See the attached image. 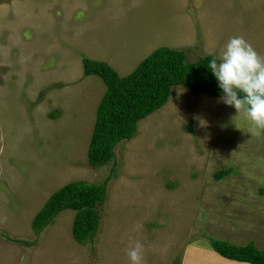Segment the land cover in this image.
Segmentation results:
<instances>
[{
	"label": "rangeland",
	"instance_id": "obj_1",
	"mask_svg": "<svg viewBox=\"0 0 264 264\" xmlns=\"http://www.w3.org/2000/svg\"><path fill=\"white\" fill-rule=\"evenodd\" d=\"M233 36L264 56V0H0V264H130L136 241L143 264H178L186 244L203 254L184 264H231L209 239L264 250V135L220 97L174 85L110 162L86 159L105 85L82 56L123 75L155 47L192 60ZM107 175L92 241L72 237L71 209L31 231L52 191Z\"/></svg>",
	"mask_w": 264,
	"mask_h": 264
},
{
	"label": "trees",
	"instance_id": "obj_2",
	"mask_svg": "<svg viewBox=\"0 0 264 264\" xmlns=\"http://www.w3.org/2000/svg\"><path fill=\"white\" fill-rule=\"evenodd\" d=\"M185 50L158 46L122 76L104 61L81 57L83 74L96 75L105 85L95 107L86 148V159L91 166L98 167L110 162L114 157L115 145L134 136L136 122L162 106L167 101L172 86L182 84L194 93L203 92L215 97L223 95L218 81L208 68L214 55L206 54L187 60ZM191 124V120H188L186 128L189 132H192ZM260 132L264 135V130ZM229 172L230 168L219 169L213 173V177L219 179ZM109 177L107 175L100 182L77 179L62 184L47 196L33 214L30 220L31 231L34 234L40 233L61 210L71 209L74 211L71 221L72 237L79 244L92 241L98 228L99 206L105 199ZM9 239L29 244L25 240L13 237ZM208 244L226 259L264 264V250L256 248L250 242L237 245L209 239Z\"/></svg>",
	"mask_w": 264,
	"mask_h": 264
},
{
	"label": "clouds",
	"instance_id": "obj_3",
	"mask_svg": "<svg viewBox=\"0 0 264 264\" xmlns=\"http://www.w3.org/2000/svg\"><path fill=\"white\" fill-rule=\"evenodd\" d=\"M208 68L223 92L220 102L234 107L259 136L264 130V56L242 36H233L219 55L210 59ZM143 249L136 241L126 250L130 264H143Z\"/></svg>",
	"mask_w": 264,
	"mask_h": 264
},
{
	"label": "crops",
	"instance_id": "obj_4",
	"mask_svg": "<svg viewBox=\"0 0 264 264\" xmlns=\"http://www.w3.org/2000/svg\"><path fill=\"white\" fill-rule=\"evenodd\" d=\"M156 48V47H155ZM154 49V48H153ZM147 55V54H146ZM145 55V56H146ZM87 57V56H86ZM89 58V57H88ZM91 59H94V58H91ZM94 60H99V59H94ZM101 61H103V60H101ZM105 62V61H104ZM106 63V62H105ZM138 63V62H137ZM136 63V64H137ZM107 64V63H106ZM136 64H134V66L136 65ZM109 65V64H108ZM110 66V65H109ZM133 66V67H134ZM111 67V66H110ZM113 68V67H112ZM120 68V67H119ZM114 69V68H113ZM122 71H125V69L123 68H120ZM115 70V69H114ZM132 70V69H131ZM130 70V71H131ZM127 71V70H126ZM129 71V72H130ZM116 72V71H115ZM117 73V72H116ZM118 74V73H117ZM127 74V73H126ZM119 76H122V75H120V74H118ZM123 75H125V74H123ZM197 248H198V245H195V244H186L185 245V247L183 248V250H182V252H181V257H180V261H179V263L178 264H184V259L186 258V257H198V258H202V252L200 251V250H198V251H192V250H197ZM215 252V251H214ZM216 253V252H215ZM217 254V253H216ZM217 256V255H216ZM220 260H224L225 262H228V263H231V264H244V262H238V261H233V260H229V259H226V258H224V257H222V256H220L219 254H218V256H217ZM203 262H204V260H203ZM204 263H206V262H204ZM245 264H249V263H247V262H245Z\"/></svg>",
	"mask_w": 264,
	"mask_h": 264
}]
</instances>
